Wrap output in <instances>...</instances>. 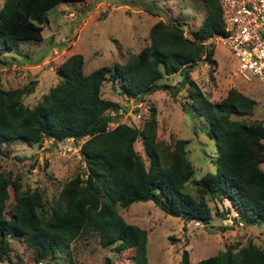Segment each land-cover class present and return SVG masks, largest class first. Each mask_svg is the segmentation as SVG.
<instances>
[{
  "label": "trees",
  "instance_id": "1",
  "mask_svg": "<svg viewBox=\"0 0 264 264\" xmlns=\"http://www.w3.org/2000/svg\"><path fill=\"white\" fill-rule=\"evenodd\" d=\"M64 1L4 0L0 52L15 50L18 39L41 40L45 13ZM200 1L207 13L198 28L184 35L179 21L158 20L149 29V43L125 63L84 73L83 56L70 55L56 69L57 83L32 107L24 105L22 97L33 86L5 89L0 84V141L23 139L41 146L46 139L85 138L79 150L84 166L62 185L53 206L39 188L22 189L18 177L0 172V251L8 255L13 237L24 241L37 260L54 259L70 243L97 235L99 244L112 246L115 253L132 249L131 264H148L146 230L126 221L117 206L127 208L149 200L186 222L209 224V202L216 200L250 214V225L264 223V170L260 167L264 147H259V141H264V118L244 119L253 114L252 98L230 89L223 99L212 102L189 81L191 107L207 122L206 135L217 152L214 172L199 178L194 177L187 158V140L176 139L170 145L157 138L154 109L141 127L121 122L109 126L113 120L107 111L126 106L102 96L105 81L118 83V93L136 103L159 90L175 96L199 61H212L214 45L205 42L223 34L224 24L219 0ZM172 75L181 77L176 88L161 82ZM138 139L147 159L134 148ZM214 213L220 215L217 206ZM105 264L113 262L106 257ZM179 264H190L186 249ZM197 264H264V249L248 242Z\"/></svg>",
  "mask_w": 264,
  "mask_h": 264
},
{
  "label": "rangeland",
  "instance_id": "2",
  "mask_svg": "<svg viewBox=\"0 0 264 264\" xmlns=\"http://www.w3.org/2000/svg\"><path fill=\"white\" fill-rule=\"evenodd\" d=\"M4 0H0V7ZM207 11L200 0H67L45 13L42 39H18L15 50L0 52V84L3 88H30L22 103L32 107L59 80L57 67L70 55L83 56V72L89 73L103 66L125 63L149 43L148 32L158 20L179 21L184 35L201 24ZM213 59L199 61L189 73L188 82L175 96L169 90H159L135 102L120 95L118 83L102 84V96L120 104L110 109V127L116 122L141 127L155 110L157 138L170 145L176 139L187 140V158L194 167V177L214 172L216 146L207 135V122L194 114L188 97L189 81L210 101L223 99L234 89L255 102L253 114L246 120L264 118V86L250 73L244 80L237 72L236 59L225 46H213ZM215 61V63H214ZM180 75L163 78L176 88ZM116 112V113H115ZM0 141V172L18 177L22 189L37 187L49 206H53L62 185L84 166L80 154L70 155L63 146L49 140L41 146L29 145L25 140ZM264 147V141H259ZM146 158L138 139L134 146ZM264 170V163L260 165ZM11 190V189H10ZM212 218L209 224L186 222L164 213L152 201L135 202L127 208L117 206L118 213L128 222L147 232L146 257L148 264H179L181 252L189 253V263L215 255L219 251H235L248 242L264 249V223L250 225V214L231 209L226 201H210ZM220 215L216 216L214 208ZM228 208V209H227ZM240 220L243 225L235 220ZM9 253L0 251V264H105L108 257L113 264H131L133 250L115 253L112 246L102 247L97 235L74 241L54 259H36L33 250L16 238H9ZM225 259L223 258V262Z\"/></svg>",
  "mask_w": 264,
  "mask_h": 264
},
{
  "label": "built area",
  "instance_id": "3",
  "mask_svg": "<svg viewBox=\"0 0 264 264\" xmlns=\"http://www.w3.org/2000/svg\"><path fill=\"white\" fill-rule=\"evenodd\" d=\"M219 5L224 33L215 34L205 43L225 46L236 59L238 74L248 81L250 73L264 86V0H219ZM84 139L68 138L57 143L70 155L80 154Z\"/></svg>",
  "mask_w": 264,
  "mask_h": 264
}]
</instances>
